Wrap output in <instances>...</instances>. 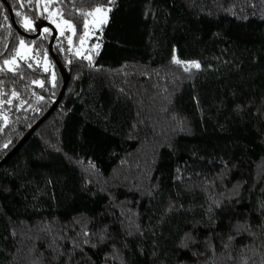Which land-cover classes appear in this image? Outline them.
Masks as SVG:
<instances>
[{
    "label": "trees",
    "instance_id": "trees-1",
    "mask_svg": "<svg viewBox=\"0 0 264 264\" xmlns=\"http://www.w3.org/2000/svg\"><path fill=\"white\" fill-rule=\"evenodd\" d=\"M35 2L0 0V162L62 85L52 31L5 5L35 34ZM44 6L68 81L0 163V264H264V0ZM21 38L43 66L3 68Z\"/></svg>",
    "mask_w": 264,
    "mask_h": 264
},
{
    "label": "rangeland",
    "instance_id": "rangeland-1",
    "mask_svg": "<svg viewBox=\"0 0 264 264\" xmlns=\"http://www.w3.org/2000/svg\"><path fill=\"white\" fill-rule=\"evenodd\" d=\"M45 8H47V11H45ZM96 9H94L91 12V15H89L87 19V22H86L87 31L84 36L83 43L78 49L79 53H81L87 46L89 48L90 46L89 41H90V37L92 36L91 34L93 33L95 29L99 28V26L106 20L107 10L99 8L100 11L97 12ZM44 11L47 12V15L44 16L43 20L48 22L54 28L59 41H62L63 43H66V44L69 43L72 27H69V25L65 23L66 20L58 17V13L55 9L49 10L47 6L46 7L44 6ZM45 27L51 30L50 26L45 25V26H42L41 28L42 33H43V28ZM21 57H23V59H21ZM18 61H25L31 65L43 66L44 58L39 57L35 53V50L32 45H27L24 43L23 46L19 45L14 56L10 60H8L9 63L3 64V68L10 70L11 68H13V66ZM190 62H193V61H184V64L187 67H191Z\"/></svg>",
    "mask_w": 264,
    "mask_h": 264
},
{
    "label": "water",
    "instance_id": "water-1",
    "mask_svg": "<svg viewBox=\"0 0 264 264\" xmlns=\"http://www.w3.org/2000/svg\"><path fill=\"white\" fill-rule=\"evenodd\" d=\"M5 2V1H3ZM36 4V10H37V14H38V18H39V23L37 25V31L35 34H29L26 33L24 31H22L20 28L17 27V25L15 24V20L12 14V11L10 9V7L7 5V3H5L7 9H8V13H9V17L10 20L12 22V24L17 28L18 32L25 38H29V39H34L36 36H38L40 34L41 28L42 26H50L51 30H52V36L50 37V40L48 42V49H49V53L51 54V56L54 58V61L56 63V66L61 74V78H62V85L61 88L58 92L57 97L55 98V100L52 102L51 106L48 108V110L27 130V132L21 137V139L18 141V143L12 148V150H10V152L3 158V160L1 162H3L4 160H6L30 135L31 133L36 129V127L56 108L57 104L59 103L62 93L66 87L67 84V75L63 69V67L61 66V64L59 63V61L57 60V58L55 57V55L52 52V43L53 40L56 36V31L54 30V28L45 20H43L42 16H41V11H40V2L38 3L37 0L35 2ZM0 162V163H1Z\"/></svg>",
    "mask_w": 264,
    "mask_h": 264
},
{
    "label": "snow or ice",
    "instance_id": "snow-or-ice-1",
    "mask_svg": "<svg viewBox=\"0 0 264 264\" xmlns=\"http://www.w3.org/2000/svg\"><path fill=\"white\" fill-rule=\"evenodd\" d=\"M29 2H31V0H29ZM37 2L39 3L40 0H37ZM47 2H48V3H51L52 0H47ZM109 2L111 3V2H113V0H109ZM0 8H2V5H0ZM45 11H47V8H45ZM96 11L99 12L100 9L97 8ZM16 15H20V13L17 12ZM88 15H91V13H88ZM4 20H5V21L7 20V16H4ZM65 23L68 24L69 27H73V26L70 24V22L65 21ZM0 27H2V25H0ZM23 27H25V29L28 30V31H34V30H35V29L33 28L32 22H31L30 20H28L27 17H25V21H24V23H23ZM85 27H87V25H85ZM50 31H51V30H50L49 28H47V27L43 28V33H48V32H50ZM61 34H63V33H61ZM24 43H25L24 39L21 38V39H20V45L23 46ZM33 43H35V42L33 41ZM21 59H23V57H21ZM174 62H175V63H181V61L175 59V57H174ZM4 63H5V64H8L9 62L6 60V61H4ZM190 64H191L192 67H196V68H199V67H200L199 63H198V62H195V61L190 62ZM28 66L31 67V65H28ZM188 70H189L188 68H185V71H188ZM13 95H15V93H13ZM8 146H9L8 144H3V145L0 146V147H2V148H7Z\"/></svg>",
    "mask_w": 264,
    "mask_h": 264
}]
</instances>
